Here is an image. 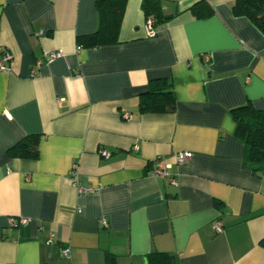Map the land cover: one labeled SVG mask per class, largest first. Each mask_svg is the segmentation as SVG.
Wrapping results in <instances>:
<instances>
[{"label": "crops", "instance_id": "0c3cea01", "mask_svg": "<svg viewBox=\"0 0 264 264\" xmlns=\"http://www.w3.org/2000/svg\"><path fill=\"white\" fill-rule=\"evenodd\" d=\"M95 1L0 0L12 55L0 71V264H147L154 251L177 264H264V171L245 166L232 115L248 102L264 110V32L233 13L236 0H160L170 19L149 38L143 0H128L120 43L81 48L77 36L98 27ZM201 1L211 16L192 13ZM157 78L172 81L176 108L141 113ZM30 135L38 157H10ZM181 152L193 157L178 165ZM159 157L176 187L152 175ZM74 167L97 193L79 195Z\"/></svg>", "mask_w": 264, "mask_h": 264}, {"label": "trees", "instance_id": "16d2710c", "mask_svg": "<svg viewBox=\"0 0 264 264\" xmlns=\"http://www.w3.org/2000/svg\"><path fill=\"white\" fill-rule=\"evenodd\" d=\"M128 0H96L98 27L93 33L77 36L81 48H97L120 43V30ZM145 17L154 16L156 25L164 23L170 16L164 15L160 0H143ZM197 18H207L213 14L212 7L201 1L191 7ZM236 16L249 18L264 32V0H236L233 6ZM176 99L173 83L169 78H157L150 81L148 90L140 96L141 113L173 112ZM236 123L235 135L245 145L244 164L253 173L260 175L264 171V110L256 109L251 102L232 110ZM40 137L30 135L9 148L8 155L13 158L38 157ZM259 245L264 248V237ZM147 264H177L172 253L154 251L148 254Z\"/></svg>", "mask_w": 264, "mask_h": 264}, {"label": "built area", "instance_id": "2783aa9c", "mask_svg": "<svg viewBox=\"0 0 264 264\" xmlns=\"http://www.w3.org/2000/svg\"><path fill=\"white\" fill-rule=\"evenodd\" d=\"M156 25V19L154 16H149L146 18L145 21V32L146 36L149 38H153L157 35V31L155 30ZM64 56L63 51H49L46 52L43 55V58L37 61V66H41L44 62L46 63H52L53 61L61 58ZM203 57L206 60H209L208 55H203ZM12 59V55L9 52L8 49H2L0 47V71L2 72H9L10 67L9 63ZM126 118H129V115H125ZM136 150H138V146L135 147ZM101 155L104 157H109L110 153L106 150L101 151ZM193 157V153L191 152H181L177 153L174 158L178 165H182L187 163L189 160H191ZM152 175L160 177L162 179H165L167 183L171 186L176 187L178 185L177 181V174L173 171L172 164L168 161L166 157H159L155 160V168L152 171ZM70 180L72 182V185L76 187L79 195L84 194H95L98 192V188L94 187H84L80 181L79 175L76 171V167H74L70 173ZM29 222V219L27 218H21L19 220L16 219H10V225L12 227L19 226V225H27ZM106 221H102V225L106 226ZM214 228L217 232H221L223 230V224L221 221L217 220L214 222ZM48 243H51V239L48 241ZM61 255L66 259H71V247L65 246L61 250Z\"/></svg>", "mask_w": 264, "mask_h": 264}]
</instances>
